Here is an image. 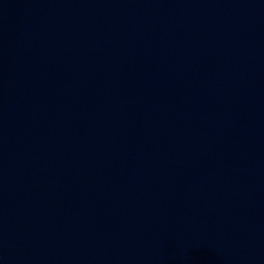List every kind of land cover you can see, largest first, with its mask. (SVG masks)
I'll list each match as a JSON object with an SVG mask.
<instances>
[{"label":"water","instance_id":"95a60500","mask_svg":"<svg viewBox=\"0 0 264 264\" xmlns=\"http://www.w3.org/2000/svg\"><path fill=\"white\" fill-rule=\"evenodd\" d=\"M0 264H264V0H0Z\"/></svg>","mask_w":264,"mask_h":264}]
</instances>
